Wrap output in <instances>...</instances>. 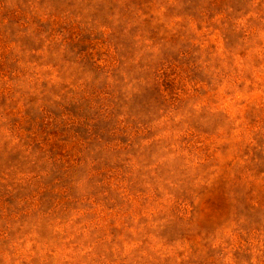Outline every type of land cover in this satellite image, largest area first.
<instances>
[{
	"label": "rangeland",
	"instance_id": "1",
	"mask_svg": "<svg viewBox=\"0 0 264 264\" xmlns=\"http://www.w3.org/2000/svg\"><path fill=\"white\" fill-rule=\"evenodd\" d=\"M0 264H264V0H0Z\"/></svg>",
	"mask_w": 264,
	"mask_h": 264
}]
</instances>
